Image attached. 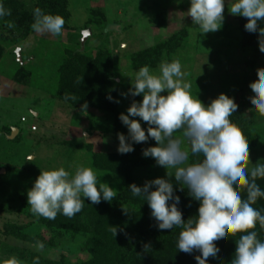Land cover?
<instances>
[{
    "label": "rangeland",
    "instance_id": "obj_1",
    "mask_svg": "<svg viewBox=\"0 0 264 264\" xmlns=\"http://www.w3.org/2000/svg\"><path fill=\"white\" fill-rule=\"evenodd\" d=\"M26 1L28 4L33 2ZM188 8V0H71L69 22L60 36L31 30L17 43H0V206L18 211L12 214L0 209V261L11 257L18 259L8 252L10 248L53 261L61 256L71 261L86 258L84 254H75L62 247H44L38 251L32 244L11 234L3 235L7 223L25 227L23 233L28 236L40 233L49 240L48 230L27 204L26 193L40 170L64 167L74 173L75 166L83 164L95 171L100 182L112 188L120 187L116 176L104 177L92 167L90 160L92 152H117V136L108 132L109 117L91 108H87L85 114L81 107L73 108L55 98L57 67L67 52L84 51L95 56L97 48L108 50L114 63L119 110L127 114V97L122 93H126V86L137 71L130 66L131 55L185 31V40L169 61L180 60L184 78L191 83L192 95H197L205 105L223 93L244 107L249 129L258 135V139L249 145L250 162L255 165L264 160V116L250 111L253 98L250 85L257 82V72L264 71V57L258 46L240 47L237 16L229 12L228 0H225L222 27L214 33L201 34L187 16ZM92 9L100 10L105 20L98 27L89 25L88 28L85 26ZM157 10L166 12L164 27L153 24ZM260 23L264 26V21ZM87 30L89 34L84 37ZM158 66L151 69L157 71ZM21 69L28 73L23 77L28 80L25 84L16 81ZM21 118L27 122L21 123ZM31 125L36 131L30 130ZM6 128L19 132L12 137ZM85 132L86 140L82 139ZM18 134L19 141H15ZM79 144H82L81 148ZM86 144L92 152L85 149ZM153 163L156 178H166L167 170L156 165L154 159ZM173 184L174 189L180 187L174 179ZM20 197H24L23 201ZM60 241L67 243L65 239Z\"/></svg>",
    "mask_w": 264,
    "mask_h": 264
},
{
    "label": "clouds",
    "instance_id": "obj_2",
    "mask_svg": "<svg viewBox=\"0 0 264 264\" xmlns=\"http://www.w3.org/2000/svg\"><path fill=\"white\" fill-rule=\"evenodd\" d=\"M188 2L186 14L201 34L214 33L222 27L225 0ZM228 10L233 16L246 19L244 28L257 36L264 57V26L260 23L264 21V0H228ZM6 15L11 12L0 3V17ZM64 24L58 14L45 13L39 7L33 9L31 28L35 33L58 37ZM184 77L179 59L161 62L157 71L145 65L130 78L128 92L122 93L125 98L142 99H133L127 114L118 117L126 126L127 135L117 134V152L131 153L134 144L154 140L155 146L143 149L142 155L167 170L166 178L145 181L142 186L131 184L128 190L147 203L158 230L181 229L176 247L186 254L199 253L194 256L196 264L218 261L217 246L238 233L231 264H264V240L255 230L257 224L264 229V214L253 207L258 198H264V190L256 183L257 178H264V160L255 165L250 162L244 134L230 120L238 109L234 99L222 93L205 105L192 95L191 83ZM250 90V111L264 116V71L257 72V82L250 85ZM69 99L65 96V100ZM107 99L119 103L112 96ZM81 108L87 114V103ZM86 138L85 132L82 139ZM173 179L180 190L186 187L188 195L198 202L195 218L183 219ZM240 190L246 191V198ZM116 192L100 182L91 167L78 164L74 173L64 167L40 170L26 195L34 216L55 220L58 214L72 218L80 213L85 200L91 204L111 202ZM113 230L116 235V228ZM32 246L38 251L45 247L41 241ZM0 264L20 261L11 257ZM33 264H39L38 257Z\"/></svg>",
    "mask_w": 264,
    "mask_h": 264
},
{
    "label": "trees",
    "instance_id": "obj_3",
    "mask_svg": "<svg viewBox=\"0 0 264 264\" xmlns=\"http://www.w3.org/2000/svg\"><path fill=\"white\" fill-rule=\"evenodd\" d=\"M25 1L0 0L4 8L11 12V15L0 17V43L14 44L24 40L32 30L33 9L36 7L41 8L45 13L62 16L65 21L63 28H67L71 0H33L29 4ZM89 15L90 18L85 27L89 25L98 27L100 22L105 20L100 10L92 9ZM153 18L155 26H165L166 12L164 10L155 11ZM236 19L240 47L245 49L258 46L257 36L249 34L244 28L246 19L239 16ZM9 24L12 26L9 27ZM185 35V31L172 34L151 48L135 52L130 57L131 68L138 70L147 65L154 69L161 62L169 61L173 53L181 47ZM20 72L16 75V81L22 84L27 83L28 80L23 77L28 76V73L23 69ZM113 73L114 63L106 48H97L95 56L88 55L84 51L67 52L57 67L58 82L55 98L73 108L87 103V108L98 110L109 117L108 132L110 134L127 135L126 126L122 125L118 119L121 114L120 103L107 99L108 96H112L115 100H119L118 85ZM129 88L130 84L126 86V93ZM65 96H70L71 99L65 100ZM133 99L139 101L142 97L127 96L128 107ZM244 112V107L238 105L236 113L230 117V120L241 129L246 142L251 145L258 139V135L250 131ZM20 122L27 121L25 119V122H22L21 118ZM141 124L142 127H146L144 122L141 121ZM31 127L32 125L30 130ZM6 132L10 133L11 128H6ZM17 140L19 141V134L15 141ZM81 145L79 144L80 148ZM149 146H155V141L150 139L147 143L134 144L133 152L119 154L118 152H92L90 145L86 144L85 149L92 152L90 156L92 167L103 173L104 177L116 176L120 187L114 188L117 191L116 197L111 202L101 201L99 204H91L90 201L85 200L81 212L72 218L62 214H58L55 220L40 217L39 223L48 230L49 240H45L40 233L35 236L24 234L23 226L5 224L3 229L5 236L11 234L32 245L36 241H41L45 247L55 249L62 247L72 250L75 254H84L86 256L84 260L71 261L61 256L53 261L32 252H17L13 248H10L8 252L30 264H33L36 257L39 258V264H196L194 256L199 253L186 254L179 252L176 247L181 229L175 227L172 230H158L147 203L141 197L132 196L128 190L131 184L142 186L145 181L156 178L153 159L142 155V150ZM256 183L264 190V178H257ZM240 191L242 197L246 198V191ZM175 194L180 196L178 208L183 213V219L186 221L189 218H195L199 204L188 195L187 188L180 190L178 187ZM19 199L23 201L24 197ZM253 207L264 214V198H258ZM0 209L12 214L18 212L5 206H0ZM113 228L117 230L116 235ZM255 230L259 238L264 240V229L257 224ZM239 235L238 233L234 237L230 236L224 243L219 244L217 246L219 260L212 261L210 264H231L236 247L235 239ZM64 239L66 244L60 241Z\"/></svg>",
    "mask_w": 264,
    "mask_h": 264
},
{
    "label": "water",
    "instance_id": "obj_4",
    "mask_svg": "<svg viewBox=\"0 0 264 264\" xmlns=\"http://www.w3.org/2000/svg\"><path fill=\"white\" fill-rule=\"evenodd\" d=\"M89 34V30L84 32V37ZM17 59L19 60V49L16 50ZM17 129H13L11 132L12 137L17 133Z\"/></svg>",
    "mask_w": 264,
    "mask_h": 264
},
{
    "label": "built area",
    "instance_id": "obj_5",
    "mask_svg": "<svg viewBox=\"0 0 264 264\" xmlns=\"http://www.w3.org/2000/svg\"><path fill=\"white\" fill-rule=\"evenodd\" d=\"M22 122H25V119H22ZM31 131H36V128L34 126L31 127Z\"/></svg>",
    "mask_w": 264,
    "mask_h": 264
},
{
    "label": "crops",
    "instance_id": "obj_6",
    "mask_svg": "<svg viewBox=\"0 0 264 264\" xmlns=\"http://www.w3.org/2000/svg\"><path fill=\"white\" fill-rule=\"evenodd\" d=\"M35 115V117H37V114H34Z\"/></svg>",
    "mask_w": 264,
    "mask_h": 264
}]
</instances>
